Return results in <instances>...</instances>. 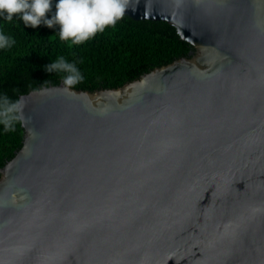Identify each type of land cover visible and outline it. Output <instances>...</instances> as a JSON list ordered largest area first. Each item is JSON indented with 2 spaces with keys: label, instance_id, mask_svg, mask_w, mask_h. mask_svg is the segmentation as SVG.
Wrapping results in <instances>:
<instances>
[{
  "label": "water",
  "instance_id": "water-1",
  "mask_svg": "<svg viewBox=\"0 0 264 264\" xmlns=\"http://www.w3.org/2000/svg\"><path fill=\"white\" fill-rule=\"evenodd\" d=\"M189 57L20 95L0 264H264V0H127Z\"/></svg>",
  "mask_w": 264,
  "mask_h": 264
},
{
  "label": "trees",
  "instance_id": "trees-1",
  "mask_svg": "<svg viewBox=\"0 0 264 264\" xmlns=\"http://www.w3.org/2000/svg\"><path fill=\"white\" fill-rule=\"evenodd\" d=\"M52 0L47 18L56 11ZM0 34L8 45L0 48V168L22 147L24 129L17 110L20 95L57 86L68 76L76 77L72 88L84 91L119 88L151 70L189 57L194 49L166 22L122 16L81 44L60 39V26H26L21 15L9 21L0 13ZM63 61L74 66L51 72L46 66Z\"/></svg>",
  "mask_w": 264,
  "mask_h": 264
},
{
  "label": "clouds",
  "instance_id": "clouds-1",
  "mask_svg": "<svg viewBox=\"0 0 264 264\" xmlns=\"http://www.w3.org/2000/svg\"><path fill=\"white\" fill-rule=\"evenodd\" d=\"M126 4L127 0H58L55 14L48 19L52 0H0V13H6L9 21L20 14L25 25L33 28L42 22L49 28L58 24L61 40L81 44L122 18ZM7 45L8 38L0 34V48ZM62 67L76 71L62 60L47 65L46 70L51 72ZM64 82L71 86L76 77L70 75Z\"/></svg>",
  "mask_w": 264,
  "mask_h": 264
}]
</instances>
